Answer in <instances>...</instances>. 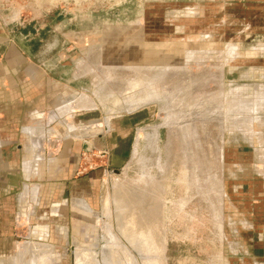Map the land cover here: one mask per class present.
Wrapping results in <instances>:
<instances>
[{
	"label": "rangeland",
	"instance_id": "1",
	"mask_svg": "<svg viewBox=\"0 0 264 264\" xmlns=\"http://www.w3.org/2000/svg\"><path fill=\"white\" fill-rule=\"evenodd\" d=\"M57 1L0 0L3 17L13 19L12 44L54 79L63 94L62 105L84 93L98 106L71 114L73 133L68 134V121L61 123L60 118L56 127L47 128L56 133L50 138L55 144L45 142L46 152L61 153L44 157L39 174L29 180L18 173L24 137L12 136L18 142L1 151L0 259L6 262L18 244L32 241L51 244L55 264L60 257L61 264H73V251L88 248L94 253L91 258L106 264L102 252L112 185L119 181L133 187L143 171L155 177L159 167L165 170L162 264H264V0L51 3ZM5 52L6 45H0V57ZM77 67V76L87 74L72 79ZM171 92L186 102L183 111L191 120L187 126L195 127L199 150L192 138L181 136L179 124L170 123H181L178 118L171 119L170 126L162 124L168 111L161 108ZM174 109L170 111L177 112ZM107 113L114 115L106 130L102 121ZM86 137L95 138L100 148L90 150ZM182 137L190 143L193 173L183 154L187 148ZM108 149L125 157L122 171L118 169L122 174L106 177ZM247 152L254 154L252 166L240 169L237 178L240 183L254 182V207L236 204L243 203L245 194L231 198L237 181H231V161L242 165ZM66 163L73 169L44 173L46 166L54 170ZM24 183L38 185L41 197L27 223L16 218ZM59 183L67 189H60ZM84 216L91 223L84 222ZM42 226L48 230L44 241L30 233ZM87 233L94 239L87 241ZM48 248L43 252L46 260L51 259ZM153 254L145 251V264H160Z\"/></svg>",
	"mask_w": 264,
	"mask_h": 264
},
{
	"label": "crops",
	"instance_id": "2",
	"mask_svg": "<svg viewBox=\"0 0 264 264\" xmlns=\"http://www.w3.org/2000/svg\"><path fill=\"white\" fill-rule=\"evenodd\" d=\"M4 14H5L4 10L0 8V45H6V52L2 53L0 57V155H1L2 150L11 146L12 143L18 142V139L13 138L12 136H16V135L23 136L24 137L23 142L25 145L23 146V149H22L23 154H24L23 162L21 163L22 171L18 173L23 174L25 179L29 180L31 177H34V175L39 174L38 166L41 161H44V157L52 158L54 156L55 157L58 156L59 155L58 153H61V152H57L58 149L55 152H46L44 148L45 142H47V139L50 140V138L56 133L53 128H50V129H47V128L51 126L56 127L58 124V123L56 124V119L60 118L61 123L68 121V124L67 125L65 124L66 129L68 128L67 129L68 134H70L71 132L73 133L74 131H76L75 129L76 126L73 122L70 121V119L73 117V115L71 114L79 110L80 111L93 110L98 106V104L97 103H96L97 105L94 104V99L90 98L84 93H81V95L74 97L76 99H73V98L69 99L62 105L61 99H62L63 94L57 90L56 86H54L56 85V82L54 81V79L50 78L48 76V72L43 70L41 66H38L32 61H30L23 51L20 50L21 51L20 52L12 44L14 36H12L11 33H13L14 31V27H12L13 23H10V22L13 19L12 17L10 18L9 16L3 17ZM17 67H21V70H19L18 72L16 71ZM77 75L78 73L77 71H75V73L73 74L74 79L80 78ZM20 80H23L24 82L27 81V83L29 84H33V83L34 84L38 83V84L37 86L23 87L17 84V82ZM48 99H49V104L47 103ZM80 104H82L83 106H80ZM9 111H11V114H9ZM111 115H114V114L107 113L103 118L102 123L105 129L109 127V120L111 118ZM87 140H89L87 144L90 150L100 148V147H97L99 144H96L95 138H91V139L87 138ZM53 144H55L53 140H50L49 145L52 146ZM16 147L18 148V146ZM79 151L80 150L77 148L75 152L76 153V163L78 160V156L80 154ZM70 153H72V151ZM247 153H248L247 158L245 161H243L244 164L242 163V165H239L237 160H235V162L231 161V163L234 164V166L232 165V168L234 167V169H232L231 181L235 179L237 180V181H233L234 186H232V189H231L232 191L231 198L232 200H235V199L238 200V196L241 195V193L245 194L246 198H243L244 199L242 200L243 203L241 202L236 203V204L240 203L241 205H245V207L254 205V189H255L253 185L254 182H251L249 181V179H247L245 182L242 181L240 183L238 182L239 179L237 178V175L239 174L238 171L240 169L247 167V170H249L250 168L249 166H252L249 164L250 162H252L251 160L254 158V154L253 153L250 154L249 152ZM169 154H170L169 151H167L168 157H169ZM183 154H185L184 155L185 159L187 158L186 160H188V156L186 155V153L183 152ZM65 157L67 158V156ZM249 157H251L250 161H248ZM255 157L257 159V156ZM124 158L125 157L122 158L121 155L120 156L117 155V153H113L109 151V149L106 150V177L110 175L111 173L122 174L121 166L123 165L122 160ZM186 162H187V167L190 168V173H193L194 170H192L189 160ZM224 166H225V152H223L222 170ZM70 167L73 169L74 165L70 166L68 163H66L65 165L56 167L54 170L47 168L46 166L44 169V173H47V172L49 173L51 171V172H55V173L58 172L59 174H62L64 170H67ZM118 169H120L121 171ZM160 169H162L163 174L162 173L157 174V176L155 177L143 171L141 175V180L134 183L133 187H131L130 185H127L126 182L123 183L119 181L118 183L115 182L112 185V191H111L112 200L110 202V197H108V202H106V207L108 208L106 211L107 212L106 213L107 215L106 216V231H108L107 230L108 228L110 230L111 229L113 230V231L111 230L112 231L111 234L114 231H115L114 233H116V231L117 233L119 231V233L118 234L113 233L116 236H113L114 239H112L113 234L110 235L109 234L110 232H106V234H108L109 236L107 237L106 235V264H111L109 259L112 253L117 255V257L119 256L118 259H120L121 264H125V262L128 264V260L126 259V253L133 254L139 259L141 264H145L144 263L145 257H143L145 251L155 253V255L154 254L153 255L156 257V260L159 263L162 261L161 264L163 263V259L159 258L158 253L163 254L164 252V245L162 244H163V238L165 237L164 235L165 231L163 230L165 229L164 228L165 199H164V193H163L164 192V187H163L164 182L162 180L163 178L162 176H164L165 170H163V168H160ZM160 169L158 167L159 172H160ZM125 173H126V170H125ZM154 178H156L155 179L156 182L153 180V183H152V179ZM157 178H158V181H157ZM159 180L161 181V186H162L161 187V197H162L161 200H163L162 203L161 201L159 202L160 199H155L153 196V193H154L153 185L154 183L159 182ZM221 180H222V189H223V178H221ZM148 184H150V186ZM54 185L55 187H57V184H54ZM58 185L60 189L62 190L67 189V186L65 184L59 183ZM151 186H153V189ZM132 188L134 189V191L131 190ZM135 188H138V189L141 188L142 190L140 189L137 191ZM145 188L146 190H144ZM149 189L151 190L149 191ZM39 190L40 189L38 185L25 184L23 185L22 192L17 196V203H18V207L20 210L18 211L16 218L18 216L23 217L24 223H27L29 218L35 214L36 207H39L41 205L40 204L41 197L39 194ZM140 191L144 193L146 191L147 193L144 194ZM130 193H132L133 195L136 193L137 195L135 194V196H133ZM138 193H142L144 195L140 196V194ZM148 193L152 195L153 198H151V200L153 201V203H151L152 201L149 199ZM117 195H118V199H117ZM143 196L145 199L143 198ZM135 197H137V199ZM146 197L150 200V202L149 200H147V202L144 201L146 200ZM130 198H134L135 201H133V199H130ZM138 198L139 199L142 198L143 200L141 199L140 201ZM139 202L141 203L142 206L138 207ZM142 202L143 203L145 202V203L142 204ZM153 204L156 207L161 205L160 222L163 220L161 223L157 221L158 220L157 215L154 219L152 212L149 213V217L151 219L148 217V215H146L145 217L146 219L144 220V216L142 215L141 208L148 205L147 208L150 206L151 208L149 209L152 210V208L155 207ZM75 205L80 208H83L80 204H75ZM56 211H57L56 208L52 209V213H55ZM134 211H136V213ZM148 218L150 219L149 222H148ZM136 219L138 220L136 221ZM139 222L141 223L139 224V226L140 225L142 226L141 227L138 226L139 227L138 228L136 224H138ZM151 222H153V224H151ZM159 223L163 227L162 229L163 231L161 232V234H160V226H159L160 224ZM107 224L108 226L109 225L110 226L108 227ZM117 224L119 227L118 226L114 227ZM146 224L148 226H146ZM145 226L147 227V229ZM30 233H32V235H34L35 237H37V239L41 241H44L48 237V230L46 226H42L40 228L38 227L32 228L30 229ZM123 235H126L127 237L124 236L123 238ZM2 237H5V236L2 234ZM6 238H9V236L7 235ZM114 240L117 244L114 243ZM121 241L124 244H122ZM158 241L160 243H157ZM156 244H158L159 246L157 247L158 252L155 247ZM117 245L118 246L120 245L119 248L123 247L124 250L126 251L124 252L121 249L119 250V248L116 247ZM124 245H126L127 247ZM160 245L163 246V251L159 250ZM27 246L28 248L26 249ZM48 246L50 247V252L49 254L48 253L47 254L49 255L51 259L48 258L46 260L45 259L46 254H43V252L49 250ZM127 249L129 250L127 251ZM117 250L119 251L121 255H123V257L125 258V262L123 261L122 257L120 256ZM33 251H35L36 253ZM53 251H54V247L51 244H36V243H33L32 241H25L21 244H18V247L16 248V252H14V254H11L10 256H8L9 258L12 256L11 261H9L8 257H6L7 258L6 262L0 259V264H32V262H34V264H55L56 262L54 261V259L56 258L57 260V257H53ZM1 255L2 253H0V256ZM41 255H42V260H41ZM30 256L31 257L34 256V258H32L33 260L31 259Z\"/></svg>",
	"mask_w": 264,
	"mask_h": 264
},
{
	"label": "bare ground",
	"instance_id": "3",
	"mask_svg": "<svg viewBox=\"0 0 264 264\" xmlns=\"http://www.w3.org/2000/svg\"><path fill=\"white\" fill-rule=\"evenodd\" d=\"M55 1H57V0H55ZM58 1H59V0H58ZM58 1H57L56 3H55V2H51V3H52L53 5H56V4L58 3ZM49 3H50V2H49ZM181 91H182V90H181ZM178 92H179V91H178ZM171 93H172V92H171ZM172 94H173V93H172ZM175 94H177V93H175ZM175 94L171 95V98L168 97L169 100L166 102V103H168V104H167L168 106L165 107V108H163V106L166 104V103H165V104L162 106V108H161V109H163V110L165 109L164 111H166V110L168 111V112H166L167 114L165 113L166 117H165V119H163L162 124H163V125H168V126H170V123H171V124H173V123H174V124H175V123H176V124H179L180 127H179L178 131L180 132L181 136H184L186 139H187V136H189V137H188L189 139L192 138V141H194V144H196V146H197V148H198V150H199V149H200L199 142H198L197 140H195V137H196V135H197V134H196V131H195V129H194L195 127L193 128L192 125H191V126H190V127H192V129H191L190 127L187 126L188 123L191 124V122H190L191 120L188 119V116H186V115L184 114V111H183V108L186 109V107H185L186 102H185V100L183 99V97L181 98L179 95H175ZM189 95H190V94H189ZM189 100H190V99H189ZM191 101H192V100H191ZM172 102H175V103H172ZM198 102H200V100H198ZM82 103H83V102H82ZM187 103H188V102H187ZM195 103H196V101H195ZM200 103H201V102H200ZM83 104H84V103H83ZM171 104H173V106H174V105H178V106H180V107H179V108L177 107V108L174 109L172 106H171L172 108L170 107ZM201 104H202V106L204 105L203 103H201ZM194 105H195V104H194ZM80 106H83V105L81 104ZM173 109H174V110L178 109L179 111L177 110V112H179V113L174 112V111L171 112L170 110H173ZM187 109L190 110L191 108L187 107ZM163 110H162V111H163ZM180 110H181V111H180ZM193 110H195L194 107H193ZM164 111H163V114H164ZM169 111H170V112H169ZM189 113H192V112H189ZM177 115H178V116H177ZM179 115H180V116H179ZM193 115H194V116L197 115L198 117H197L196 119H198L199 121L201 120V119H200L201 116L198 115V112H194ZM175 118H178V119L180 120L181 123H179V122L177 121L178 119H175ZM185 118H186V119H185ZM193 118H194V117H193ZM171 119H173V120H171ZM170 120H171V121H175V120H176L177 122H170ZM194 120H195V119H194ZM169 122H170V123H169ZM176 124H175V125H176ZM192 124H193V123H192ZM157 126H158V125H157ZM154 128H156V127H154ZM177 128H178V127H177ZM154 132H155V131H154ZM180 134H179V135H180ZM181 136H180V137H181ZM194 136H195V137H194ZM184 137H182V138L184 139L183 141L186 143V144H185V145H186L185 148H187V150H186L185 153H186V155L188 156V160H189L190 166H191L192 169H193L194 166H193V162H192V153H191V149H190V143L188 142L189 140L187 141ZM193 137H194V138H193ZM152 138H153V137H152ZM152 138H151V139H152ZM196 139H197V137H196ZM153 140H154V139H153ZM181 141H182V140H181ZM190 142H191V140H190ZM183 147H184V146H183ZM200 152H201V151H200ZM200 152H199V154H200ZM203 155H204V154H203ZM186 159H187V158H186ZM138 160H139V159H138ZM140 160H141V159H140ZM143 160H144V159H143ZM143 160H142V161H143ZM188 160H187V161H188ZM142 163H143V162H141V164H140L141 166H142ZM188 166H189V165H188ZM157 168H158V167H157ZM143 169H144V168H143ZM159 169H160V168H159ZM189 170H190V168H189ZM158 172H159V170H158ZM162 172H163L162 169H160V172L157 173V174H161ZM193 172H194V171H193ZM162 174H163V173H162ZM147 176H148V174H147ZM161 178H162V177H161ZM149 179H150V178H149ZM155 179H156V178L152 179V183H153V180L155 181ZM157 181H158V178H157ZM149 182H150V180H149ZM155 182H156V181H155ZM152 183H151V184H152ZM148 185L150 186V184H148ZM153 186H154V189H153ZM153 186H151V187H152V189L154 190V193H153L154 198H155V199H160L159 202L161 201V203H162L163 200H161V198H162V197H161V187H162V186H161V181L159 180V182L154 183ZM151 187H150V188H151ZM142 188H143V187H142ZM148 188H149V187H148ZM135 189L138 191V190H140L141 188H139V189H138V188H135ZM131 190L134 191L133 188H132ZM141 190H142V189H141ZM144 190H146V188H145ZM144 190H143V191H144ZM147 190H148V189H147ZM150 190H151V189H149V191H150ZM129 191H130V190H129ZM126 192H127V191H126ZM140 192H142V191H140ZM162 192H163V191H162ZM142 193H144V192H142ZM142 193H138V194H140V196H141V195H144V194L147 193V192L145 191L144 194H142ZM163 193H164V192H163ZM130 194L133 195L132 193H130ZM135 194H136V193H135ZM135 194H134L133 196H135ZM148 194H149V193H148ZM118 195H119V194H118ZM118 195H117V199H118ZM136 195H137V194H136ZM146 195H147V194H146ZM140 196H139V197H140ZM162 196H163V195H162ZM148 197H149L150 200H151V198H153L151 194H149ZM121 198H122V197H121ZM135 198L137 199V197H135ZM143 198H144V196H143ZM130 199H133V201H135L134 198H130ZM138 199H139V198H138ZM141 199H142V198H140L139 200L141 201ZM144 199H145V198H144ZM149 199L146 197V200H144V201L147 202V200H149ZM122 200H123V199H122ZM142 200H143V199H142ZM150 200H149V202H150ZM151 201H152V200H151ZM156 202H157V201H156ZM156 202H155V204H156ZM124 203H125V202H124ZM126 203H127V201H126ZM135 203H136V202H135ZM144 203H145V202H144ZM144 203L142 202V204H144ZM151 203H153V201H152ZM161 203H160V204H161ZM149 204H150V203H149ZM157 204H158V203H157ZM132 205H133V204H132ZM137 205H138V203H137ZM137 205H136V207H137ZM153 205H154V204H153ZM125 206H126V204H125ZM139 206H142L140 202H139L138 207H139ZM147 206H148V205H146L145 207H142V208L140 207V208L142 209V215L144 216V220L146 219V218H145L146 215H148V217H149V213L152 212L154 219H155V217H156V215H157V219H158L157 221L160 222V208H161V205L158 206V207H156V206L154 205L155 207L152 208V210L149 209V208H151L150 206H149L148 208H147ZM128 207H130V206H128ZM128 207H126V208H128ZM137 209H138V208H137ZM141 209H140V211H141ZM134 210H135V209H134ZM138 211H139V210H138ZM140 211H139V212H140ZM134 212L136 213V211H134ZM136 215H137V214H136ZM143 216H142V217H143ZM161 216H162V215H161ZM149 218H150V217H149ZM149 218H148V222H149V220L151 219V218H150V219H149ZM137 220H138V219H136V221H137ZM139 221H140V220H139ZM151 221H152V220H151ZM148 222H147V223H148ZM154 222H155V221H154ZM136 223H137V222H136ZM139 224H141V223L139 222L138 224H136V226L138 227ZM151 224H153V222H151ZM159 224H160V223H159ZM159 224H158V225H159ZM119 225H120V224H119ZM144 225H145V224H144ZM156 225H157V224H156ZM160 225H161V224H160ZM160 225H159V226H160ZM107 226H108V224H107ZM109 226H110V225H109ZM109 226H108V227H109ZM116 226H118V224L115 225L114 227H116ZM122 226H123V225H122ZM141 226H142V225H140L139 227H141ZM146 226H148V225L146 224ZM146 226H145V227H146ZM149 226H150V225H149ZM159 226H158V227H159ZM118 227H119V226H118ZM118 227H117V228H118ZM123 227H124V226H123ZM139 227H138V228H139ZM152 227H154V226H152ZM158 227H157V228H158ZM117 228H115V229H117ZM121 228H122V227H121ZM134 228H135V227H134ZM138 228H137V229H138ZM142 228H144V227H142ZM124 229H125V228H124ZM137 229H136V230H137ZM146 229H147V227H146ZM146 229H145V230H146ZM107 230H108V231H106V232H110V233H109L110 235H112V234L115 232V231H114V232L111 234V232H112L113 230L111 229V230H112V231H111V230L108 229V228H107ZM139 230H140V229H139ZM137 231H138V230H137ZM128 232H129V230H128ZM135 232H136V231H135ZM118 233H119V231H118ZM118 233H117V231H116V233H114V234H118ZM114 234L112 235V239H114L113 236H116V235H114ZM124 234H126V233H124ZM119 236H120V235H119ZM124 236H126V235H123V238H124ZM129 236H130V235H129ZM126 237H127V236H126ZM126 237H125V238H126ZM160 237H161V236H160ZM116 238H117V237H116ZM119 239H120V238H119ZM121 239H122V238H121ZM122 240H123V239H122ZM110 241H111V240H110ZM159 241H160V240H159ZM159 241H158L157 243H160ZM117 242H118V240H117ZM119 242H120V241H119ZM114 243H116L115 240H114ZM121 243H122V241H121ZM127 243H128V242H127ZM116 244H117V243H116ZM122 244H124V243H122ZM128 244H129V243H128ZM161 244H162V243H161ZM120 245H121V244H120ZM120 245H119V246H120ZM156 245H157V246H156ZM156 245H155V247H156V250H157V252H158L157 247H159V246H158V244H156ZM162 245H163V244H162ZM162 245H160V249H159L160 251H163V246H162ZM119 246L117 245L116 247L119 248ZM124 246H126V245H124ZM126 247H127V246H126ZM27 248H28V246L26 247V249H27ZM31 248H32V247H31ZM120 249H121L122 251H124V252L126 251V250H124L123 247L119 248V250H120ZM130 249H131V248H130ZM33 250H34V249H33ZM128 250H129V249H127V251H128ZM131 250H132V249H131ZM26 251H27V250H26ZM82 251H84V250H81L80 253H78V255H77V259H78L77 263H78V264H93L94 261H95V264H96V259H95V258H91L90 256H84V255H82ZM132 251H133V250H132ZM33 252H35V251H33ZM157 252H156V253H157ZM35 253H36V252H35ZM161 253H162V252H161ZM32 254H33V253H32ZM158 254H159V258H162V259H163V254H160V253H158ZM33 255H34V254H33ZM160 255H162V256H160ZM30 257H31V256H30ZM30 257H29V258H30ZM32 258H34V256H32L31 259H32ZM92 259H93V261H92ZM126 259L128 260V264H141V262L139 261V259H138L136 256H134L133 254H131V253H130V254H129V253H126ZM29 260H30V259H29ZM32 260H33V259H32ZM27 261H28V260H27ZM159 261H160V259H159ZM20 262H21V261H20ZM161 262H162V261H161ZM161 262H160V264H161ZM33 263H34V262H33Z\"/></svg>",
	"mask_w": 264,
	"mask_h": 264
},
{
	"label": "flooded vegetation",
	"instance_id": "4",
	"mask_svg": "<svg viewBox=\"0 0 264 264\" xmlns=\"http://www.w3.org/2000/svg\"><path fill=\"white\" fill-rule=\"evenodd\" d=\"M82 60H80V61H78L77 62V65H78V63L79 62H81ZM87 61V60H86ZM83 62V61H82ZM56 63V62H55ZM79 71L80 70H78V67H77V73H79ZM87 73H83L81 76H84V75H86ZM80 76V77H81ZM72 79H74V77L72 76ZM76 79H78V78H76ZM106 108H108V106H106ZM107 111H108V109H107ZM119 114V113H118ZM108 129V128H107ZM106 129V130H107ZM91 150H94V149H91ZM77 208V207H76ZM80 210H82V208L80 209ZM86 215H88L89 216V214H86ZM88 216H84V222H90V220H89V217ZM77 219H78V215H77ZM91 223V222H90ZM75 224L77 225L78 224V221L76 220L75 221ZM87 235L89 236L88 237V239H87V241H89L90 239H94V235H90L89 233H87ZM107 235V237H109L108 236V234H106ZM103 248H105L104 250H106V247H104L103 246ZM81 250H84V249H81ZM118 251V250H117ZM78 253H80V250H74L73 251V264H75L76 263V259H77V255H78ZM102 253H105L106 254V252H102ZM118 253H119V251H118ZM91 254H93L94 255V253L92 252V250H90L89 248L88 249H85L84 251H82V255H86V256H90ZM120 254V253H119ZM120 256L122 257V255L120 254ZM148 256H146V258H147ZM95 258V257H94ZM119 258V256L117 257V255H115V254H111L110 255V262H111V264H121V262H120V259H118ZM122 259H123V257H122ZM58 261H59V264H61L62 262V259H61V257L58 259ZM123 261H124V259H123ZM125 262V261H124ZM99 262L96 260V264H98ZM78 264V263H77ZM93 264H95V261L93 262ZM125 264H127L126 262H125Z\"/></svg>",
	"mask_w": 264,
	"mask_h": 264
}]
</instances>
